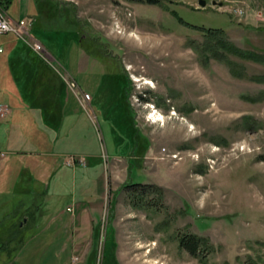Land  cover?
<instances>
[{
    "label": "rangeland",
    "instance_id": "obj_1",
    "mask_svg": "<svg viewBox=\"0 0 264 264\" xmlns=\"http://www.w3.org/2000/svg\"><path fill=\"white\" fill-rule=\"evenodd\" d=\"M56 1L76 29L43 20L50 26L40 23L33 35L82 90L101 89L100 106L93 98L85 109L66 73L47 62L65 83L64 114L75 117L66 124L79 120L80 140L65 139L69 147L53 159L35 137L26 145L24 134L9 136L0 118V264H264V63L212 50L208 31L194 26L224 29L239 50L264 55V0ZM9 14L37 22L39 12L34 0H13ZM24 44L20 72L8 45L0 54L10 107L13 82L29 83L35 67L36 52ZM81 49L91 62L85 70ZM121 75L139 141L131 146L118 137L130 128L118 102ZM138 183L163 196L151 190L136 205L140 187L126 186ZM185 234L208 239L203 261L180 247Z\"/></svg>",
    "mask_w": 264,
    "mask_h": 264
},
{
    "label": "crops",
    "instance_id": "obj_2",
    "mask_svg": "<svg viewBox=\"0 0 264 264\" xmlns=\"http://www.w3.org/2000/svg\"><path fill=\"white\" fill-rule=\"evenodd\" d=\"M1 1L4 3V5L6 6L9 12V6L12 4L13 0H1ZM12 16L16 19L23 18V16H15V15H12ZM43 20L45 19L42 18L40 15H38V21H37L38 23L35 20L32 33H33V30L36 29L38 25H40V23L43 27H47L49 25V24L46 25ZM1 37H4L5 39L4 41H0V45L3 46L4 51H5V46L8 45L7 49L10 52L9 59H11L14 62L13 65H16L17 71L20 72V70L24 68L23 66L25 64H28V61L26 60L27 57H24L26 55L25 53L26 45L24 44L25 42L22 39L15 36L14 34H6V35L0 36V38ZM27 49H29V47ZM4 51L2 53H4ZM51 54L53 55L52 52ZM20 56H23L22 60L16 61L18 60L17 57H20ZM55 58L58 61H60L56 56ZM34 59H35V62H34L35 67L32 72L30 82L28 83L25 81V79H22V81H18L17 83L13 82L11 86L12 94L10 95V99L12 100V105L11 107L9 106L11 111L9 115L5 118L7 119L6 128L9 131V136H10V133L11 134L13 133V131L16 133L19 139H20L21 134H24L26 136V143H25L26 145L29 142L28 137H27L28 135H30V137L32 136L35 137L36 144L34 145V147H38L40 149L43 148V153L47 151V155L45 154L44 156H49L54 159L56 155L62 154L69 147V142L72 141L73 143V137H75L76 132L80 131L77 125L79 123V120L77 121L76 119L75 121L77 127L74 124L73 126H71V124H68L69 127H67V124H66L67 120L71 118H75V117H73V115L64 114L65 106L63 102H64V99L67 100V96L63 97L64 90L61 93V95L58 89L54 91L55 86H57V88L60 87L61 81L56 75L45 70L47 65L44 61L38 58L37 53L35 54ZM88 63L91 64L90 57L88 59L83 58L82 49H81L80 56H79V64H78L79 70H85ZM100 85L102 86L105 84L103 83V81H100L99 86ZM97 92L98 91L96 90L94 93H92L91 105H92V101L94 100L93 98H95L94 101L96 102V105L99 107L100 106L99 101L101 99V96H100L101 94ZM0 97L4 101L5 95L2 96L0 93ZM60 100L62 102L63 119L60 122L59 126L57 128H54L53 126L44 122L43 115L45 113L46 114L60 113V108L58 107V103ZM79 102L81 103L80 100ZM76 110L77 109H75V111ZM94 110L95 109L93 108V111ZM75 115L77 117V114ZM67 138L69 141L68 143H66V140H65ZM78 138L79 137H75V140ZM51 140L54 146H52ZM30 146L34 148L33 145H30ZM46 148H48V150ZM11 152L14 154L17 153V151H11ZM38 153L41 154V152L39 151ZM20 159H23V158H20ZM31 161H34V160H27V162H31Z\"/></svg>",
    "mask_w": 264,
    "mask_h": 264
},
{
    "label": "trees",
    "instance_id": "obj_3",
    "mask_svg": "<svg viewBox=\"0 0 264 264\" xmlns=\"http://www.w3.org/2000/svg\"><path fill=\"white\" fill-rule=\"evenodd\" d=\"M130 1H133V2H146V3H149V4H161V0H130ZM36 4H37V8H38V12H39V15L44 18L47 22H52L51 25L55 26L54 22H56L58 19H62L63 22L65 24H63L64 26L66 27H69L71 26L72 28H75L76 26H74V23H77L78 20H72L71 19V15L74 16L73 14H70V10H66L65 7H62L60 5V2L59 1H56V0H35ZM169 12H172L174 15H177V12L175 11V9H172L170 7H167L166 8ZM76 21V22H75ZM179 21L185 25H190V26H193V24L185 21L182 17H179ZM50 26V24H49ZM196 28H200V29H203V30H206L208 31L207 33L209 34L210 36V42H211V45H209V47L212 49V50H217L218 47H221L223 48L225 51H230V52H234V53H239L240 55L242 56H245V57H248L250 59H254L256 61H260V62H263L264 63V55H261V54H255L253 52H244L243 50H239L238 48H236L235 46H233V44H231L230 42H228L226 40V36H227V33L224 29H221V28H213V27H209V28H206V27H201V26H196L194 25ZM66 27H60V29L62 30H65L67 29ZM76 29V28H75ZM79 34V39L78 41L80 40L81 41V32L78 30H76ZM79 41V42H80ZM216 47V48H214ZM38 58L42 61H44L39 55H38ZM45 62V61H44ZM46 65L47 62H45ZM45 70H47L48 72L54 74L57 76V74H55L54 72H52V68L51 66H46ZM122 77H124V81L127 80V82H124L123 83V86H121V92L123 93L122 95V99L118 100L121 101L120 104L123 105V109L124 111L126 112L127 116H126V121H127V124H130V128L128 129V132L126 133V131H119L118 132V137L120 138L121 135H123V139H129L130 140V146L133 144V145H136V144H139V141L137 140L138 139V134H137V130H135V121H134V113H133V109L130 105L126 104L125 102V87H126V84H128L129 80L127 77L121 75ZM59 78V76H57ZM60 79V87L57 88V86L54 87V91L56 89H58L60 95L61 93L63 92L64 90V81ZM258 79H261V78H258ZM103 87V85H102ZM101 87V88H102ZM101 92V89L98 90L97 93L100 94ZM98 94V95H99ZM48 105V104H47ZM45 105V106H47ZM58 107L60 108V113H51V114H44L43 115V120L44 122H46L47 124L53 126L54 128H57L60 124V122L62 121L63 119V113H62V102L61 100L59 101L58 103ZM118 128V127H117ZM120 129V128H118ZM134 130H135V134H134ZM118 131V130H117ZM126 133V134H125ZM144 147H147V141H144L143 143ZM66 174V170L64 169V171L61 173V176H58L57 180H61V178L63 177L62 175H65ZM68 174H70V172H68ZM68 177L70 178V175H68ZM67 178V180L69 179ZM126 187H129V188H136V187H140V190L138 191H132V198H133V201L136 203V205H139V206H144L143 204L144 201H146V197L149 193H152L151 190L153 191H156L158 194L157 196L158 197H162L163 194H162V188L159 187V186H155V185H147V184H133V185H130L128 184ZM57 189V188H56ZM99 229V228H98ZM96 232V231H95ZM97 236L99 235V230H97ZM4 249H5V244L4 246H2ZM180 247L182 249H186L188 252H190L192 255L198 257L201 261H203V257L200 253V251H202L203 249L202 248H205V251H209L210 250V243L208 241V239L205 237H200L196 234H185V235H181L180 236ZM204 251V250H203ZM104 260H105V257H104Z\"/></svg>",
    "mask_w": 264,
    "mask_h": 264
},
{
    "label": "built area",
    "instance_id": "obj_4",
    "mask_svg": "<svg viewBox=\"0 0 264 264\" xmlns=\"http://www.w3.org/2000/svg\"><path fill=\"white\" fill-rule=\"evenodd\" d=\"M35 17L27 16L24 18L16 19L9 14L8 9L4 3L0 0V36L6 34H14L18 38L22 39L32 50H34L43 60L50 63L55 70L61 71L62 74L66 75L63 77L67 85L77 95L81 103L84 102V108L88 109V102L91 101L92 95L89 92L82 90L78 82L73 76L70 75L69 71L61 65L59 61L51 54L46 48L43 42L37 39L33 33V25ZM4 51L3 46L0 45V53ZM58 63V64H57ZM67 76V77H66ZM10 107L0 97V118L7 117L10 113Z\"/></svg>",
    "mask_w": 264,
    "mask_h": 264
},
{
    "label": "bare ground",
    "instance_id": "obj_5",
    "mask_svg": "<svg viewBox=\"0 0 264 264\" xmlns=\"http://www.w3.org/2000/svg\"><path fill=\"white\" fill-rule=\"evenodd\" d=\"M141 39H143L142 37H140ZM139 38V39H140ZM160 48V47H159ZM148 84H152L153 83V81L152 80H150V79H147V81H146ZM152 118L154 119V120H160V119H162L163 117L161 116V115H159L157 112H155V113H153L152 114ZM153 244H155V242H152ZM140 264L141 262L139 261V260H135V262L133 263V264Z\"/></svg>",
    "mask_w": 264,
    "mask_h": 264
},
{
    "label": "water",
    "instance_id": "obj_6",
    "mask_svg": "<svg viewBox=\"0 0 264 264\" xmlns=\"http://www.w3.org/2000/svg\"><path fill=\"white\" fill-rule=\"evenodd\" d=\"M199 3L201 6H205L207 4V0H199ZM216 3H217L216 1L213 2V4H216Z\"/></svg>",
    "mask_w": 264,
    "mask_h": 264
}]
</instances>
